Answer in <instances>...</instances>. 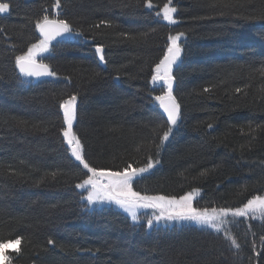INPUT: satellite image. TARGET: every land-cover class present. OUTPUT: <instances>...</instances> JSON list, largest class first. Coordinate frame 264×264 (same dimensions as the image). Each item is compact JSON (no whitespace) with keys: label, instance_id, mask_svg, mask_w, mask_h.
<instances>
[{"label":"trees","instance_id":"16d2710c","mask_svg":"<svg viewBox=\"0 0 264 264\" xmlns=\"http://www.w3.org/2000/svg\"><path fill=\"white\" fill-rule=\"evenodd\" d=\"M62 2L83 35L54 42L43 56L58 77L33 81L18 73L14 56L35 42L34 21L51 0H0L9 4L0 13V234L24 237L20 253H7L12 264H264L258 221L234 220L220 232L197 223L148 228L143 217L134 223L113 206L88 205L75 187L82 176L63 142L58 104L78 94L73 130L94 166H143L149 155L157 158L166 124L149 95L151 69L167 36L186 32L174 68L181 118L161 163L133 187L176 196L198 187L195 207L241 206L264 194V0H222L215 8L214 0H174L175 25L144 0ZM101 20L111 26L92 27ZM96 44L105 46L106 64ZM155 87L152 95L160 93Z\"/></svg>","mask_w":264,"mask_h":264},{"label":"snow or ice","instance_id":"6c2138e0","mask_svg":"<svg viewBox=\"0 0 264 264\" xmlns=\"http://www.w3.org/2000/svg\"><path fill=\"white\" fill-rule=\"evenodd\" d=\"M219 2H222V0H214V3L209 6L215 8ZM144 4L148 9L156 8V17L167 22V24L175 25L178 23L175 17L177 8L174 6V0H166L162 7L155 5L153 0H144ZM8 10L9 4L0 3V13H5ZM63 13L64 4L62 0H51L50 7L42 9V15L35 19L34 30L38 33L35 42L30 43L26 51L14 56V66L18 69L20 75L30 78L58 77V73L52 69L50 64L44 62L43 54L54 51V41L59 43L66 36L83 35V32L75 29L73 23L65 18ZM220 14L223 15L222 12ZM101 25L111 26V22L101 20L99 24L92 27L99 28ZM0 32H3L2 28H0ZM121 35L128 36L127 33H121ZM186 39L187 33L184 31L175 34L170 33L167 36L166 48L162 57L151 69L150 83L154 87L149 95L152 96V99L166 116V124L160 126L164 130L162 135L159 136V143L155 144L157 158L149 155L143 166L134 167L132 163H127L123 168L116 170L94 166L86 156L84 143L73 130L78 118V94H72L58 102L64 125L61 134L70 157L78 162L77 167L80 169L82 179L75 187L86 192V196H82V199H85L88 205L105 202L114 203L123 209L134 223L140 219L139 210L151 209L152 215L147 217L146 220L148 228L152 227L154 221L187 220L206 225L220 232L222 230L221 226L229 223L228 217H251L255 219L259 216L264 218V195H253L241 206L198 208L194 206L195 198L202 191L198 187H194L179 196L142 193L133 187L138 177L161 163L158 158L160 151L169 141L181 118V104L174 94V85L177 80L174 68L182 60ZM95 53L101 63H107L103 44L95 45ZM262 72H264V69H262ZM65 79L70 78L65 77ZM116 79H119V76ZM155 86L160 88L158 95H152L156 90ZM209 90V88L203 89L204 92ZM235 91L239 93L241 89L236 88ZM18 124L23 127L28 126V122L23 120L18 121ZM212 127L213 125L209 123L208 128ZM204 174V172L201 173V175ZM50 175L55 178L57 173L52 172ZM224 232L225 239L230 241V245L239 249L241 246L230 231L224 229ZM260 239L264 242V236H261ZM23 240V236L9 233V236L4 238L0 234V249L6 248L8 244L20 245ZM47 243L52 245L54 241L49 239ZM15 251L20 253L22 248H17ZM96 251L99 252V249H96ZM253 251H255L254 243ZM260 254L259 252L256 253L257 256ZM3 258L7 264H12L7 253L3 254Z\"/></svg>","mask_w":264,"mask_h":264},{"label":"rangeland","instance_id":"374dc122","mask_svg":"<svg viewBox=\"0 0 264 264\" xmlns=\"http://www.w3.org/2000/svg\"><path fill=\"white\" fill-rule=\"evenodd\" d=\"M262 195H264V194H262ZM96 204L97 205H110V206H113V207L117 208L118 210H120L122 213H124L126 216L129 217V215L126 212H124L123 209H121L118 205H116L114 203L105 202V203H96ZM138 215L140 216V219L143 217L142 219H146L147 220V217H150L152 215V210L151 209H147V210L141 209V210H139ZM227 219L229 220V222L234 221V220H238V219H240V220L241 219H243V220H249L250 219V220L258 221L264 226V218L259 217V216H257L255 219H252L251 217H236V218L228 217ZM183 223H196V222L187 221V220H172V221L161 220V221H158V222H156V221L153 222V224H183ZM16 248H17V244H8V246L6 248L0 249V264H7V262L3 258V254L4 253H9L11 251H14V250H16Z\"/></svg>","mask_w":264,"mask_h":264},{"label":"water","instance_id":"95a60500","mask_svg":"<svg viewBox=\"0 0 264 264\" xmlns=\"http://www.w3.org/2000/svg\"><path fill=\"white\" fill-rule=\"evenodd\" d=\"M55 42V41H54ZM53 42V43H54ZM17 71H18V69H17ZM19 73V72H18ZM20 74V73H19ZM22 76V75H21ZM22 77H24V76H22ZM25 78H28V79H31V80H33V81H42V80H47V79H49V78H51V77H47V76H45V77H40V78H30V77H25ZM158 108H159V106H158ZM159 111H160V113L164 116V118L166 119V116H165V114L162 112V110L159 108Z\"/></svg>","mask_w":264,"mask_h":264}]
</instances>
